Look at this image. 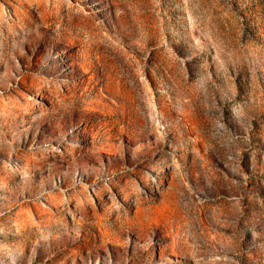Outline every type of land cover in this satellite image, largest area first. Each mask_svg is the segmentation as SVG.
Here are the masks:
<instances>
[{
  "label": "rangeland",
  "instance_id": "rangeland-1",
  "mask_svg": "<svg viewBox=\"0 0 264 264\" xmlns=\"http://www.w3.org/2000/svg\"><path fill=\"white\" fill-rule=\"evenodd\" d=\"M0 264H264V0H0Z\"/></svg>",
  "mask_w": 264,
  "mask_h": 264
},
{
  "label": "bare ground",
  "instance_id": "bare-ground-1",
  "mask_svg": "<svg viewBox=\"0 0 264 264\" xmlns=\"http://www.w3.org/2000/svg\"><path fill=\"white\" fill-rule=\"evenodd\" d=\"M65 7V6H64ZM63 9V8H62ZM73 10V9H72ZM68 11V10H67ZM63 13V12H62ZM75 18V17H74ZM77 18V17H76ZM84 20V19H83ZM77 22H79L78 21V19H77ZM81 22V21H80ZM84 22H85V20H84ZM87 23V22H86ZM82 24H83V22H82ZM85 24V23H84ZM88 25V24H87ZM151 58H149V60H150ZM64 101V100H63ZM138 197V196H137Z\"/></svg>",
  "mask_w": 264,
  "mask_h": 264
}]
</instances>
